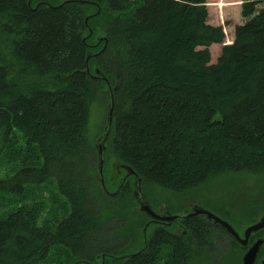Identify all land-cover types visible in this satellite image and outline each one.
<instances>
[{"label":"trees","instance_id":"obj_1","mask_svg":"<svg viewBox=\"0 0 264 264\" xmlns=\"http://www.w3.org/2000/svg\"><path fill=\"white\" fill-rule=\"evenodd\" d=\"M28 1L0 0V166L12 172L0 170V264L92 260L111 247L99 230L128 219L130 184L123 210L109 207L87 139L92 106L104 102V120L108 102L85 72L97 32L107 45L89 70L117 83L104 169L121 161L173 193L264 170V0H242L232 41L206 0ZM155 244L119 264H151Z\"/></svg>","mask_w":264,"mask_h":264},{"label":"flooded vegetation","instance_id":"obj_2","mask_svg":"<svg viewBox=\"0 0 264 264\" xmlns=\"http://www.w3.org/2000/svg\"><path fill=\"white\" fill-rule=\"evenodd\" d=\"M114 169L116 172L120 171V169ZM251 174L257 180V191L255 193L251 192L253 197L247 202L245 200L242 201L240 212L237 211V213L229 212V209L223 205V200H212L211 195L210 198L205 194L201 196L194 195L192 193L196 190L194 188L173 193L159 185H146L142 182L145 196L156 211L153 212L154 216L161 217L163 215V212L157 211L159 204H164V209L177 213L185 209H190L192 205L206 203L208 206L212 205V208L228 217L223 218L232 225L231 229L233 231V234H231L223 227L207 222L202 217L176 219L170 224H167L166 221L161 224L149 222L145 232L146 244L144 241L143 243L141 242L143 240L141 235L143 232L140 229L151 220V217L136 209L137 204L132 193L134 188L133 179H128L126 184H130V214L132 215L130 222V241H128L127 237L124 239L127 243H125L126 245L123 244L114 251L105 253L114 255L130 254L131 260L135 256L144 253L151 245H154L157 232H162L165 234H163L164 241L160 242L159 245L155 244L151 264L170 263L166 262L169 257L171 261L173 260L174 262L182 264V261L178 262L180 255H183L182 258L186 256L189 264H264V225H254L264 215V170ZM110 178H114V176L110 175ZM259 185L261 186L258 187ZM149 186L157 187L165 191L157 192L151 190ZM172 203L176 204L171 206ZM204 206L207 207L206 205ZM137 223L140 225H136ZM200 223L202 224L201 228L199 226ZM196 231L199 233L197 234ZM236 235L238 240L235 239ZM144 246L145 249L143 251L135 254V251ZM172 253L175 256L174 259L171 257ZM123 261L121 260L115 263L104 261L103 264H119Z\"/></svg>","mask_w":264,"mask_h":264},{"label":"rangeland","instance_id":"obj_3","mask_svg":"<svg viewBox=\"0 0 264 264\" xmlns=\"http://www.w3.org/2000/svg\"><path fill=\"white\" fill-rule=\"evenodd\" d=\"M205 4L208 11V22L214 25H218V24L222 25L224 33H226L227 37H229L228 41H232L234 26L242 21L241 18L242 0H206ZM261 7L262 4L257 5V8H261ZM208 48L210 51L211 61H214V59L217 58L218 54L215 51V48L214 46H212V44ZM103 105L104 102L101 101L96 104L94 103V105L91 108L88 124H87V139L90 142H94V139L101 134V125L104 114ZM9 168L10 166L8 164H1L0 166L1 174H3V172L5 171L9 172V173L6 172V174H4V176L2 177H6L7 175L12 174V172L9 171ZM252 175L253 174L245 171L237 172V173H227L211 181L206 182L202 187L201 186L195 187L194 189L196 190H194L192 193L196 196L197 195L201 196L205 194L209 198L211 195L212 200H223L224 201L223 205L227 209H229V212L237 213V211L240 212L242 201L245 200L247 202L249 199L253 197V195H251V192L255 193L257 191V185H258L257 180L254 177V175L253 176ZM105 176H106L105 182L109 190L111 191L117 178L116 177L110 178V176L108 175V165L105 166ZM260 186L261 185H259L258 187ZM149 187L151 190H155L157 192L165 191L157 187H151V186ZM44 189L46 190V188ZM120 193L114 197L108 198V201H106L109 207L113 208V206L115 205L116 210L118 211H122L124 206V199L121 198L122 194L120 196ZM44 195L45 196L48 195L47 190ZM36 196L41 198L42 197L41 192H37ZM126 197L129 196L127 195ZM175 204L176 203H172L171 206H174ZM204 205H206L207 206L206 208L212 210L216 214L221 215V217L228 218L227 216H224V214L212 208V205H210L211 206L210 207L206 203H202V205L200 206L205 207ZM112 213L113 210L112 211L108 210V214H103V215L105 217L111 216L109 214ZM121 214H125L128 219L130 218V220L132 218V215L126 211L121 212ZM113 219H114L113 222H109L110 224L107 223L99 230L97 236V238H99L102 241L101 244L103 243L106 244L107 246H111L109 250L105 252H112L115 250V248L125 244L126 241L124 239H126L127 237H128V241H130V231H125L128 230V224H127L128 219L124 220L119 216L116 217L114 216ZM54 254L55 253H53L51 256H53Z\"/></svg>","mask_w":264,"mask_h":264},{"label":"water","instance_id":"obj_4","mask_svg":"<svg viewBox=\"0 0 264 264\" xmlns=\"http://www.w3.org/2000/svg\"><path fill=\"white\" fill-rule=\"evenodd\" d=\"M39 4V3H38ZM38 5H36L37 7ZM100 11V9L98 8L96 11V14ZM90 16H86L85 17V22L87 24V20ZM89 33L88 35H91L92 30L89 28ZM87 37L84 36L83 40H85V38ZM102 42V46L100 47V49L96 52H93L91 50H89L86 53V66H85V72L87 74H89L90 76L103 80L106 83V88L103 91L104 93H106L107 95V113L105 116V126H104V130L103 133H101L100 135H98L93 142V145L96 149V153H97V172H96V178L100 183L101 188L103 189V191L105 192V194L107 196L113 197L115 195H117L122 187L124 186L126 179L128 177H133V195L136 201V206H137V210L144 212L146 215L151 217V220L148 221V223L142 227L140 229L141 232H143L142 235V239L141 242L143 243V241L146 244L145 241V237H146V227L149 224V222H153L154 224L158 223L161 224L163 222H167V224H170L173 220L176 219H186L189 217H202L205 221L207 222H211L214 225L223 227L226 231H228L229 233L233 234V231L231 229L232 225L225 220L224 218H222L220 215L214 213L213 211H211L208 208L202 207L200 205H192L190 206V209H185L183 211L177 212V213H173L172 211L168 210V209H164V204H159V207L157 209V211H161L163 212V215L161 217H157L154 216L153 212H156L154 207L152 206V204L148 201V199L145 196V192L143 189V185H142V178L137 174V172L128 164H125L121 161H114L111 163L110 166V172L111 175L114 176V178L116 177V184L113 185L112 190L110 191L106 182H105V176H104V164H105V151H106V140L111 132L112 129V125H113V118H114V90L117 87V83H115L113 86L110 85L106 75H104L99 69L98 67H95L93 69V73L90 72L89 70V66H88V60L92 57V56H96L98 54H100L107 45V36L104 33L101 32H97L95 35V43L94 46H97L99 43ZM120 169L119 172H116L115 169ZM254 225H259L262 226L264 225V215L260 217L259 220H257ZM235 239L238 240L237 235L235 236ZM145 249L144 247L139 248L137 251H135V254L143 251ZM129 260L130 259V254H118V255H114V254H108L105 252L102 253H98L94 256L93 258V262L88 261V260H77L75 261L73 264H79V263H83V264H103L104 261H108L110 263H113L115 261H120V260Z\"/></svg>","mask_w":264,"mask_h":264},{"label":"bare ground","instance_id":"obj_5","mask_svg":"<svg viewBox=\"0 0 264 264\" xmlns=\"http://www.w3.org/2000/svg\"><path fill=\"white\" fill-rule=\"evenodd\" d=\"M28 3H30V0L28 1ZM104 130V129H103ZM109 137V136H108ZM108 139V138H107ZM107 141V140H106Z\"/></svg>","mask_w":264,"mask_h":264}]
</instances>
